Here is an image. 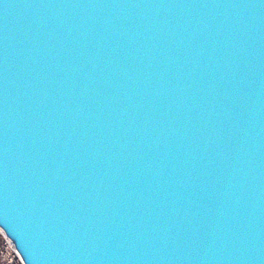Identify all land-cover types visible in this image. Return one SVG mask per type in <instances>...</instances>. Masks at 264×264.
<instances>
[{"label":"water","instance_id":"water-1","mask_svg":"<svg viewBox=\"0 0 264 264\" xmlns=\"http://www.w3.org/2000/svg\"><path fill=\"white\" fill-rule=\"evenodd\" d=\"M0 233L19 264H264V0H0Z\"/></svg>","mask_w":264,"mask_h":264},{"label":"rangeland","instance_id":"rangeland-1","mask_svg":"<svg viewBox=\"0 0 264 264\" xmlns=\"http://www.w3.org/2000/svg\"><path fill=\"white\" fill-rule=\"evenodd\" d=\"M5 245L6 243L4 242L2 235L0 233V264H19V262L17 261L16 257L9 249V247L6 245L8 249L4 248ZM6 250L9 251L8 252L9 254L6 253L7 252Z\"/></svg>","mask_w":264,"mask_h":264},{"label":"built area","instance_id":"built-area-1","mask_svg":"<svg viewBox=\"0 0 264 264\" xmlns=\"http://www.w3.org/2000/svg\"><path fill=\"white\" fill-rule=\"evenodd\" d=\"M4 248H5V249H8L6 245L4 246ZM6 251H7V250H6ZM8 252H9V251H7L6 253H8ZM8 254H9V253H8ZM11 255H12V254H11ZM12 256H13V255H12Z\"/></svg>","mask_w":264,"mask_h":264}]
</instances>
